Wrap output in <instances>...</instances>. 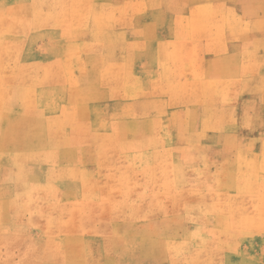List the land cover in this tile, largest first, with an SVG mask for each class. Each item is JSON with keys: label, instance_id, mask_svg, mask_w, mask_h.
<instances>
[{"label": "rangeland", "instance_id": "374dc122", "mask_svg": "<svg viewBox=\"0 0 264 264\" xmlns=\"http://www.w3.org/2000/svg\"><path fill=\"white\" fill-rule=\"evenodd\" d=\"M159 2L0 0V264H264V0H166L151 88ZM229 37L241 74L196 82Z\"/></svg>", "mask_w": 264, "mask_h": 264}, {"label": "crops", "instance_id": "0c3cea01", "mask_svg": "<svg viewBox=\"0 0 264 264\" xmlns=\"http://www.w3.org/2000/svg\"><path fill=\"white\" fill-rule=\"evenodd\" d=\"M195 7L199 8H207L211 12L215 10L216 4L214 3H197L194 4ZM245 3L240 2V7L244 8ZM212 7V8H211ZM226 10L228 11L230 7L226 5ZM150 10L153 13V16L156 17L157 20H160L159 23H157L152 28L154 29L152 34H146L145 40H146V46L149 51V55H151V61L145 62L146 65L145 69H149L150 75H151V81L150 86L152 88L153 82H157L161 80L164 84H166L167 76L169 74H172L174 71L171 67L168 66V63L166 62L168 60V52L167 50H164V47L173 42L171 41L172 38L177 40H182L180 38V34H178V26L176 22L178 20H174V18L170 19V24H168L169 19L168 16L164 15L162 16L163 11L169 10L168 4L166 3V0H163V2H159L156 5L150 6ZM187 38L192 39V34H188ZM200 38V37H198ZM256 41V40H254ZM229 45L227 47V50L224 52L218 51L212 44L209 43V41H201L199 43H193L195 47V54H196V65L197 69H199L196 79V82H202L203 84H206L207 81L218 78L220 80L229 78V77H236L237 75H240L242 72V67L244 65V61L247 60V57L244 55V53L249 48H244L242 46L238 50L235 48V42L236 40L232 41V38L229 37ZM257 45V44H256ZM256 48V46H255ZM257 51V48H256ZM264 47L262 46L261 50H258L257 53L263 54ZM258 56V55H257ZM169 61V60H168ZM239 73V74H238ZM236 75V76H235ZM209 79V80H208ZM230 81L233 82V79ZM210 82V81H209ZM240 83L242 84V79H240ZM228 90L232 95L233 93H237L241 90V85L239 84V87L236 86L230 87ZM238 100V99H237ZM171 101V100H169ZM239 103L240 100H238ZM232 100L227 101V103L224 104L223 114L226 115L231 112L230 108H233L234 105L232 103ZM168 104V101L166 98H159L157 100H154L153 102L146 101L145 105H148L149 107L154 106H160L164 107V105ZM184 105V104H180ZM196 105H200L199 102L196 103ZM166 113H159L158 115L154 116V120L164 122L166 121ZM242 115V114H241Z\"/></svg>", "mask_w": 264, "mask_h": 264}]
</instances>
